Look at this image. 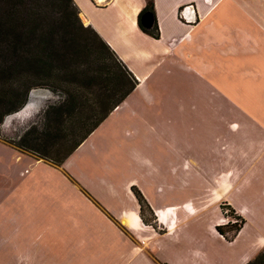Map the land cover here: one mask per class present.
<instances>
[{"label": "crops", "instance_id": "0c3cea01", "mask_svg": "<svg viewBox=\"0 0 264 264\" xmlns=\"http://www.w3.org/2000/svg\"><path fill=\"white\" fill-rule=\"evenodd\" d=\"M150 1L158 38L139 25ZM73 3L137 84L61 166L2 144L1 264L252 262L264 249V109L237 101L250 99L239 58L264 36L253 14L264 0ZM223 204L244 222L232 241L216 230Z\"/></svg>", "mask_w": 264, "mask_h": 264}, {"label": "rangeland", "instance_id": "374dc122", "mask_svg": "<svg viewBox=\"0 0 264 264\" xmlns=\"http://www.w3.org/2000/svg\"><path fill=\"white\" fill-rule=\"evenodd\" d=\"M255 13L256 23L263 28L264 11L254 7ZM33 21L37 26L35 37L41 41V48L53 55V69L48 79L30 90L26 104L19 111L6 114L22 99L19 93L15 95L19 87L24 89L31 84L30 78L13 80L3 71V60L10 58L11 49L15 48L10 28L14 24L28 33ZM81 23L83 28L87 27ZM252 42L250 48L255 53L249 58H243V55L239 58L241 70L243 60L246 64L249 60V67L245 70L250 73V77L247 76L250 83L246 81L250 99L237 102L242 107L264 109V36L252 37ZM108 63L100 44L70 18L66 6L58 0H0V117L3 115L0 122V171L5 169L3 161L11 155L2 144L17 153L49 161L64 153L105 110L102 102L105 92L101 89L103 76L100 74L105 71L113 73ZM241 84L239 88H242ZM66 98L72 100L75 107L70 120L45 116L50 105ZM0 209V239L4 242L8 237L7 211ZM0 253L8 255L5 243Z\"/></svg>", "mask_w": 264, "mask_h": 264}, {"label": "trees", "instance_id": "16d2710c", "mask_svg": "<svg viewBox=\"0 0 264 264\" xmlns=\"http://www.w3.org/2000/svg\"><path fill=\"white\" fill-rule=\"evenodd\" d=\"M60 4L66 6L69 11L70 18L74 19V21L79 25L82 30L88 31L93 38L100 44L102 49L104 50L108 64L110 68L113 70V73H109L108 71L103 72L100 76H103L102 84L103 87L101 89L105 92V97H103V103L105 104V110L103 113L91 123L89 127L84 129L81 132L78 139L74 141V143L66 149L64 153L56 158V160H45L50 164L55 166H61L63 162L87 139V137L107 118V116L131 93V91L135 88L137 81L133 77V75L127 70L126 66L118 59L115 53L102 41V39L97 35V33L91 29L90 27L83 28L80 19L78 18V9L74 5L73 0H58ZM32 10V9H31ZM144 13H150L153 16V4L150 1L144 11L141 13V16ZM140 22V21H139ZM140 28L142 31L150 34L153 38H158V29L157 26L154 25L152 29L146 30L141 24ZM36 24L34 21L31 23L30 31L25 32L23 30L18 29L14 24L10 28V33L12 36V42L15 44V48L11 49L12 55L7 60H3L4 66L3 71L8 75L11 79H22V78H30L31 84L24 89H18L15 95H21L22 99L19 101L17 106L10 109L6 114L15 113L19 111L27 102L28 95L31 89L40 85V82L48 79L51 71H52V57L53 55L48 52V50H44L41 48V41L36 39L35 30ZM29 39V43H28ZM39 40V42H37ZM7 42V41H6ZM50 44V41H48ZM25 45L24 48L21 46ZM29 47L31 49H29ZM23 49V50H22ZM6 59V58H4ZM9 63V64H7ZM26 65L27 67H25ZM74 104L73 101L66 98L58 104L50 105L46 111L45 116L47 118H56L61 121H68L73 117L74 114ZM3 118L0 117V122ZM137 199V202L140 207V218L142 222L147 226H152L153 228H157L155 216L150 209L149 205L141 195V193L132 189ZM221 211L226 213V216L230 218L237 219L240 224H229L227 226H218L216 228L217 232L223 236V238L227 241H232L235 236L240 231L243 226V219L236 215L235 211L232 210L226 204L221 205ZM249 264H264V249L258 256Z\"/></svg>", "mask_w": 264, "mask_h": 264}, {"label": "water", "instance_id": "95a60500", "mask_svg": "<svg viewBox=\"0 0 264 264\" xmlns=\"http://www.w3.org/2000/svg\"><path fill=\"white\" fill-rule=\"evenodd\" d=\"M140 24L144 29H150L153 25V16L150 13H144L141 16Z\"/></svg>", "mask_w": 264, "mask_h": 264}, {"label": "built area", "instance_id": "2783aa9c", "mask_svg": "<svg viewBox=\"0 0 264 264\" xmlns=\"http://www.w3.org/2000/svg\"><path fill=\"white\" fill-rule=\"evenodd\" d=\"M102 1L103 0H98V3L102 4ZM222 213L227 218V220L224 222V225H222V226H227L229 224H238V225L240 224V222L237 219L230 218V217L226 216V213H228V211H225V212H222Z\"/></svg>", "mask_w": 264, "mask_h": 264}]
</instances>
